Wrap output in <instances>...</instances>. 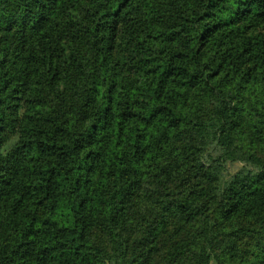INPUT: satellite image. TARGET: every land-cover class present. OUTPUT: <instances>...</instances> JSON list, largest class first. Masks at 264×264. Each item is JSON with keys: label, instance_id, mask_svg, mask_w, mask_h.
Listing matches in <instances>:
<instances>
[{"label": "trees", "instance_id": "1", "mask_svg": "<svg viewBox=\"0 0 264 264\" xmlns=\"http://www.w3.org/2000/svg\"><path fill=\"white\" fill-rule=\"evenodd\" d=\"M0 264H264V0H0Z\"/></svg>", "mask_w": 264, "mask_h": 264}, {"label": "rangeland", "instance_id": "2", "mask_svg": "<svg viewBox=\"0 0 264 264\" xmlns=\"http://www.w3.org/2000/svg\"><path fill=\"white\" fill-rule=\"evenodd\" d=\"M240 165L239 164H233L229 166L228 170L230 174L235 173L239 169Z\"/></svg>", "mask_w": 264, "mask_h": 264}]
</instances>
